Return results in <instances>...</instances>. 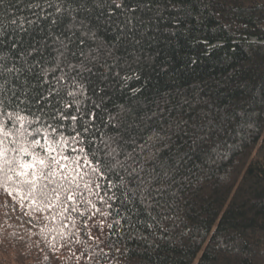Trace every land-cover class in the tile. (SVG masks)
I'll return each instance as SVG.
<instances>
[{"label":"trees","instance_id":"trees-1","mask_svg":"<svg viewBox=\"0 0 264 264\" xmlns=\"http://www.w3.org/2000/svg\"><path fill=\"white\" fill-rule=\"evenodd\" d=\"M27 2L0 6L6 67L47 34L43 20L26 32L10 24L34 19ZM134 24L119 40L115 24L102 28L99 42L140 77L114 89L112 103L130 105L142 131L163 137L153 149L163 195L148 207L111 201L109 222L119 209L122 226L99 243L92 221L91 236L81 223L88 213H72L73 227L59 209L38 210L0 186V264H264V0H153ZM3 80L9 90L19 83L16 74Z\"/></svg>","mask_w":264,"mask_h":264},{"label":"snow or ice","instance_id":"snow-or-ice-1","mask_svg":"<svg viewBox=\"0 0 264 264\" xmlns=\"http://www.w3.org/2000/svg\"><path fill=\"white\" fill-rule=\"evenodd\" d=\"M152 2L28 0L25 7L38 10L31 11L34 19L18 17L10 24L26 32L25 23L39 26L43 20L47 29L39 31L47 34L19 50V67H6L0 56V78L16 74L19 82L11 90L5 88L7 80L0 82V186L38 210L59 209L57 215L67 214L73 227L72 213H88L81 223L91 236L92 221L104 235V240L92 237L99 243L122 226L119 209L109 222L111 201L119 200L121 206L139 201L148 207L154 195H163L153 151L163 137L142 131L130 105L112 103L114 89H126L140 77L131 65L120 66L113 45L99 42L100 30L113 24L119 29L117 40L133 34L137 12L151 11ZM138 91L132 89V95ZM97 215L100 219L94 220ZM126 219L131 223L130 215ZM107 255L99 253L101 258Z\"/></svg>","mask_w":264,"mask_h":264},{"label":"rangeland","instance_id":"rangeland-1","mask_svg":"<svg viewBox=\"0 0 264 264\" xmlns=\"http://www.w3.org/2000/svg\"><path fill=\"white\" fill-rule=\"evenodd\" d=\"M17 208H18V206H17ZM13 209L15 210L16 208L14 207ZM21 219H22V221L24 223H26L27 225H29V223H28V220L30 219L29 217L24 216V215H21Z\"/></svg>","mask_w":264,"mask_h":264},{"label":"built area","instance_id":"built-area-1","mask_svg":"<svg viewBox=\"0 0 264 264\" xmlns=\"http://www.w3.org/2000/svg\"><path fill=\"white\" fill-rule=\"evenodd\" d=\"M28 223H29V226H30V227H34V226H36V224H34L35 222H34V220H33L32 218H30V219L28 220Z\"/></svg>","mask_w":264,"mask_h":264}]
</instances>
